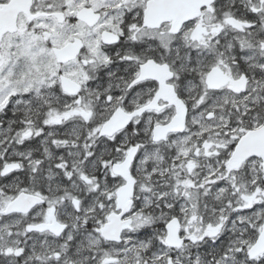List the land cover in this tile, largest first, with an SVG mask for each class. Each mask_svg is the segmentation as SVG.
<instances>
[{
    "label": "snow or ice",
    "instance_id": "6c2138e0",
    "mask_svg": "<svg viewBox=\"0 0 264 264\" xmlns=\"http://www.w3.org/2000/svg\"><path fill=\"white\" fill-rule=\"evenodd\" d=\"M0 264H264V0H0Z\"/></svg>",
    "mask_w": 264,
    "mask_h": 264
}]
</instances>
